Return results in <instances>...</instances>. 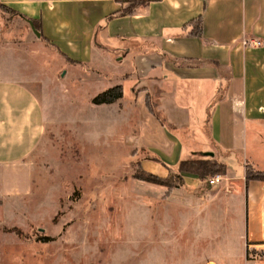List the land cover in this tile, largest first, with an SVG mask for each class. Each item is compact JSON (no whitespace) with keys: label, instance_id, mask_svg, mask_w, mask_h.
Instances as JSON below:
<instances>
[{"label":"crops","instance_id":"crops-1","mask_svg":"<svg viewBox=\"0 0 264 264\" xmlns=\"http://www.w3.org/2000/svg\"><path fill=\"white\" fill-rule=\"evenodd\" d=\"M0 4L25 19L31 33L56 50L71 71L82 68L96 80L107 76L111 86L122 90L129 84L117 102L92 105L124 118V127L134 135L132 151L143 155V170L165 176L162 165L176 168L182 159L213 152L210 157L226 167L219 183L206 184L195 173L180 172L189 204L201 213L242 222L236 239L244 264L264 262L255 258L257 253L246 255L247 247L264 253V181L245 179L247 167L258 169L247 156L264 134V0ZM250 39L261 44L242 43ZM16 49L2 39L0 24V197L15 192L16 181L27 177L21 168L47 124L42 95L31 85L38 78L22 67Z\"/></svg>","mask_w":264,"mask_h":264},{"label":"rangeland","instance_id":"rangeland-1","mask_svg":"<svg viewBox=\"0 0 264 264\" xmlns=\"http://www.w3.org/2000/svg\"><path fill=\"white\" fill-rule=\"evenodd\" d=\"M0 24L2 39L38 78L31 85L47 115L45 134L21 168L27 177L0 197V264H244L236 239L242 222L191 206L178 178L161 181L166 165L165 176L148 178L124 118L92 105L112 85L109 77L71 71L1 5ZM258 139L247 157L264 170V134ZM255 254L264 258L247 247V258Z\"/></svg>","mask_w":264,"mask_h":264},{"label":"trees","instance_id":"trees-1","mask_svg":"<svg viewBox=\"0 0 264 264\" xmlns=\"http://www.w3.org/2000/svg\"><path fill=\"white\" fill-rule=\"evenodd\" d=\"M1 5V4H0ZM4 8H6L8 11H12L8 7L1 5ZM33 26L39 30V24L37 21L32 20ZM42 35V34H41ZM123 96V90L121 85H114L111 87H108L107 89L97 93L95 96L91 98V103L93 104H111L114 102H117L119 99H121ZM147 105L149 106V109L151 110L150 103L147 99ZM169 169L168 175L162 179L161 181L164 184H167L172 178H178L181 182V185H183V178L180 174L181 171H189L192 173H195L198 178L201 181H205L206 184L207 180L210 176L219 174V175H225L226 174V167L224 164L220 163L219 161L213 159L210 156L202 155L196 158H190V159H182L179 161L178 166L176 168H172L167 166ZM141 171L148 174V178L155 177L154 174L145 172L142 168ZM140 180H145L143 177H138ZM245 179L246 181L249 180H260L264 181V170H258L253 167H247L245 170ZM44 240H50L49 237H45ZM261 255L264 257V253H261Z\"/></svg>","mask_w":264,"mask_h":264},{"label":"built area","instance_id":"built-area-1","mask_svg":"<svg viewBox=\"0 0 264 264\" xmlns=\"http://www.w3.org/2000/svg\"><path fill=\"white\" fill-rule=\"evenodd\" d=\"M242 43L244 45H249V46H259L261 44V41L258 39H250V40H243ZM222 180V176L219 174L210 176L207 180L208 184H217Z\"/></svg>","mask_w":264,"mask_h":264},{"label":"water","instance_id":"water-1","mask_svg":"<svg viewBox=\"0 0 264 264\" xmlns=\"http://www.w3.org/2000/svg\"><path fill=\"white\" fill-rule=\"evenodd\" d=\"M31 28H32V30L34 31V33L37 35V36H39V32L31 25ZM203 155H205V156H213V152H211V151H206V152H204L203 153Z\"/></svg>","mask_w":264,"mask_h":264}]
</instances>
